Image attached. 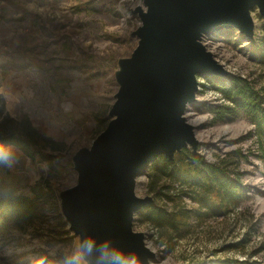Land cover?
I'll return each instance as SVG.
<instances>
[{
  "label": "rangeland",
  "instance_id": "374dc122",
  "mask_svg": "<svg viewBox=\"0 0 264 264\" xmlns=\"http://www.w3.org/2000/svg\"><path fill=\"white\" fill-rule=\"evenodd\" d=\"M9 1L13 2L12 8L7 6L10 16L23 7L16 0H0V11L3 3ZM34 1L36 4L30 0L24 9L37 16L33 21L37 20L42 51L35 57L39 60V73L45 75L46 81L33 84L32 98L39 108H46L39 115L44 116L49 131H40L54 139L58 147L48 144L43 149L46 156L31 158L17 145H10L18 150L20 163L7 169L18 177L19 193L37 197L39 214L23 229L12 223L4 225L0 231V264H59L78 245L80 237L69 227L59 192L77 181L73 154L90 145L109 121L108 112L118 90V59L129 56L138 43L133 31L140 18L131 8L143 4L140 0ZM253 16L256 31L252 39L236 28H224L210 37V48L232 74L261 88L264 16L257 9ZM0 28L5 26L0 24ZM35 34L39 39L36 31ZM7 39H0V57L7 53L2 48ZM63 45L65 53L58 48ZM201 78L198 100L190 103L186 111L187 119L196 125L198 153L202 161L220 164L230 177V184L238 186L240 195L218 215L195 216L193 210H197L199 203L188 194L189 186L177 180L175 166L168 165V158L162 155L145 174L137 177L136 193L153 195L152 204L168 211L175 207L192 209L191 216L178 229L159 227L146 218L143 208L145 212L135 213L134 228L146 232L147 243L156 251L151 264H221L223 259L264 264V158L256 124L244 109L219 117L217 107L227 103L219 89L228 82L214 76ZM61 95L73 96L76 108L65 111L61 107L62 113L56 114L55 121L47 114L51 113L50 104ZM46 101L50 107H46ZM20 107L21 114L15 115V108L7 111L6 99L0 92V122L7 114L16 118L29 114L27 104L21 103ZM32 114L35 116L38 111L34 109ZM60 118H66V122H59ZM190 150L191 147L176 156L181 169L188 168L193 160ZM188 175L196 176L190 171ZM203 183L198 191L209 187L208 180Z\"/></svg>",
  "mask_w": 264,
  "mask_h": 264
},
{
  "label": "water",
  "instance_id": "95a60500",
  "mask_svg": "<svg viewBox=\"0 0 264 264\" xmlns=\"http://www.w3.org/2000/svg\"><path fill=\"white\" fill-rule=\"evenodd\" d=\"M131 8L141 24L138 43L118 59V90L109 121L88 146L72 156L77 181L59 192L62 212L80 239L111 240L151 264L156 251L146 232L134 228L135 213L154 202L136 193L137 177L160 155L173 160L191 147L199 152L196 125L187 119L198 100L199 76L233 72L202 41L224 28L253 38V10L264 0H142ZM176 264V263H174Z\"/></svg>",
  "mask_w": 264,
  "mask_h": 264
},
{
  "label": "trees",
  "instance_id": "16d2710c",
  "mask_svg": "<svg viewBox=\"0 0 264 264\" xmlns=\"http://www.w3.org/2000/svg\"><path fill=\"white\" fill-rule=\"evenodd\" d=\"M214 77L228 82L223 83L219 89L224 100L227 101L217 107L219 117L234 114L239 109L246 110L256 124L261 156L264 158V87L257 88L252 81L240 75ZM0 143L17 145L31 158L37 155L46 156L43 149L48 144L56 149L58 147L54 139L49 138L32 123L28 114L18 118L10 114L4 116L0 122ZM187 148L176 153L173 160L168 159L167 164L175 166L174 173L177 180L189 186L188 194L199 203V207L196 211L193 210V214L197 217L218 215L221 209L227 208V205L240 195L239 188L237 185L230 184L231 179L220 164L202 161L199 153L192 150H190V157L193 160L187 165L189 169H181L176 156L182 154ZM189 171L194 172L196 176H189ZM205 180H208L209 187L202 193L197 189L204 185ZM210 193L213 195L210 196ZM152 203L143 207L146 212L143 208L139 212H145L146 218L159 227L178 229L186 225L187 218L191 216L192 209L184 210L175 207L172 211H168ZM38 214L37 197L19 193L18 177L7 168L0 167V231L6 223H12L17 228L23 229ZM181 217L185 219L184 222L181 221ZM239 262L236 259L232 261L223 259L221 264H239ZM246 263V259L243 260V264Z\"/></svg>",
  "mask_w": 264,
  "mask_h": 264
},
{
  "label": "crops",
  "instance_id": "0c3cea01",
  "mask_svg": "<svg viewBox=\"0 0 264 264\" xmlns=\"http://www.w3.org/2000/svg\"><path fill=\"white\" fill-rule=\"evenodd\" d=\"M32 2L33 5L36 4L34 0H31V3ZM16 3L23 7L20 11L11 13L13 14L11 15L12 17L9 15L10 12H8L7 9L8 5L9 9L12 8V1L3 3V9L0 11V24L5 26L4 29L0 28V39L7 36V40H9H5L7 45L2 46L3 49H7L3 52L7 53L0 57V92L6 99L7 111H12V109L15 108V115L21 114V103H24V105L27 104L30 108L28 109V115L32 123L39 130L48 132V123L43 120L45 119L43 115H39V111L46 108H39L38 103H35L36 100L32 98L33 84L40 80L46 81L45 75L39 73V60L35 57L37 53L40 54V51H42L41 48H39V45L41 47V43L38 44L41 34H39L36 29L37 20L35 22L33 21L37 16L35 13L25 12L24 7L27 6V3H30V0H16ZM28 15L30 17H28ZM13 24H16L15 27H12ZM35 31L38 33L39 39H36ZM11 42L13 44H10ZM58 48L59 50L63 48L65 53L66 47L64 45L63 47L58 46ZM67 49H69V47ZM47 50H49V48H47ZM52 50H55V48L51 49V51ZM9 52L14 53V55L9 54ZM45 105H47L46 107L52 106L49 111L51 113L47 114V116L49 118L52 117L56 121V114L59 113V111L62 113L61 107L65 108V111L72 109L75 111L76 101L71 95H61L55 98L54 103L50 104V106L47 101ZM34 109L38 111V114L35 116L32 114ZM40 118L42 119L40 120ZM59 122L65 123L66 118H60Z\"/></svg>",
  "mask_w": 264,
  "mask_h": 264
},
{
  "label": "clouds",
  "instance_id": "9594fccd",
  "mask_svg": "<svg viewBox=\"0 0 264 264\" xmlns=\"http://www.w3.org/2000/svg\"><path fill=\"white\" fill-rule=\"evenodd\" d=\"M19 163L18 150L0 143V167L13 169ZM59 264H141V260L134 252L116 246L111 240L98 242L84 237L66 257L60 259Z\"/></svg>",
  "mask_w": 264,
  "mask_h": 264
},
{
  "label": "built area",
  "instance_id": "2783aa9c",
  "mask_svg": "<svg viewBox=\"0 0 264 264\" xmlns=\"http://www.w3.org/2000/svg\"><path fill=\"white\" fill-rule=\"evenodd\" d=\"M139 3H142V0H140ZM141 5H143V4H141ZM139 24H141V20L139 21L138 25H139ZM210 37H211V36H209V35H203V37H202V41H203V43H205V45H206L209 49H211V48H210ZM211 50H212V49H211ZM201 85H202V78H201V76H199V87H200V89H201ZM200 89H199V90H200Z\"/></svg>",
  "mask_w": 264,
  "mask_h": 264
}]
</instances>
